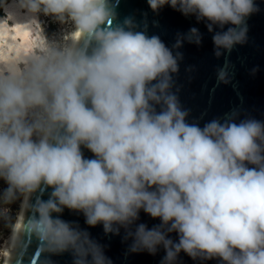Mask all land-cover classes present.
I'll list each match as a JSON object with an SVG mask.
<instances>
[{
    "label": "clouds",
    "instance_id": "obj_1",
    "mask_svg": "<svg viewBox=\"0 0 264 264\" xmlns=\"http://www.w3.org/2000/svg\"><path fill=\"white\" fill-rule=\"evenodd\" d=\"M127 2L0 0V264H12L25 237L38 264L65 254L114 264L97 227L120 237L125 257L264 264V113L240 96L221 116L192 117L177 83L182 49L203 45L197 25L213 56L226 57L249 44L264 0H143L147 10L122 13ZM165 8L195 20L170 45L150 31ZM41 16L58 32L49 37ZM6 23L42 28V39L26 50L14 33L5 38ZM234 78L229 60L217 69L218 85L235 87Z\"/></svg>",
    "mask_w": 264,
    "mask_h": 264
},
{
    "label": "water",
    "instance_id": "obj_2",
    "mask_svg": "<svg viewBox=\"0 0 264 264\" xmlns=\"http://www.w3.org/2000/svg\"><path fill=\"white\" fill-rule=\"evenodd\" d=\"M261 13L254 15L248 21L250 25V42L245 46H238L232 53L216 59L212 54L211 36L206 32L203 24L197 25L204 32L203 45L197 48L192 45H185L182 49L185 59L180 65V73L177 83L182 86L180 98L185 107L192 110V117H199L201 113L206 112L205 119H211L214 116H221L228 111L230 107L240 102V96L243 97L244 107L253 112L258 118L264 113V4H261ZM133 10H147V5L143 0H128L121 5V12L127 13ZM149 19L152 14L149 13ZM161 27L159 29H150L151 32H158L162 39L169 45L171 44L176 31H186L191 25L195 24L193 19H185L179 13L165 8L158 17ZM229 62L235 66V78L231 85H218L216 82L217 69L224 63ZM188 65H194L196 71L188 74L185 68ZM258 65L260 71L255 78L248 75V69ZM189 75L192 79L189 80ZM239 94V95H238ZM86 155H90L86 153ZM67 220H79L83 226V218L67 211L64 214ZM142 220L151 226L155 221H151L142 214ZM93 237L100 240L101 243L109 245L107 255L110 256L114 264H158L163 256L161 251L153 257L146 253L130 254L125 257L126 245L121 243L120 237H113L111 240L103 236L102 229L97 227L90 229ZM23 251L14 253L12 264H38L41 259L40 252L29 237L24 238ZM31 259H25V255ZM183 264H194V262L181 254ZM58 264H71V257L67 254L60 257H53ZM207 264H216V261L207 262Z\"/></svg>",
    "mask_w": 264,
    "mask_h": 264
},
{
    "label": "bare ground",
    "instance_id": "obj_3",
    "mask_svg": "<svg viewBox=\"0 0 264 264\" xmlns=\"http://www.w3.org/2000/svg\"><path fill=\"white\" fill-rule=\"evenodd\" d=\"M3 34L5 38L9 33H14L16 39L19 41L20 46L26 50H30L34 48L35 40H38L36 36H39V32L34 34L32 31H29L25 28V26L17 24L14 26H9L7 23L3 26ZM6 255V253H3Z\"/></svg>",
    "mask_w": 264,
    "mask_h": 264
},
{
    "label": "rangeland",
    "instance_id": "obj_4",
    "mask_svg": "<svg viewBox=\"0 0 264 264\" xmlns=\"http://www.w3.org/2000/svg\"><path fill=\"white\" fill-rule=\"evenodd\" d=\"M41 21L43 22L42 26L49 37H51L54 33L58 32L60 26L53 23L50 18L41 16ZM38 32H39V36H36L38 40H35V42L33 43L34 47L37 46L38 43L41 41L42 39L41 33L43 32V29L42 28L39 29ZM0 187H4L2 182H0ZM15 208H16V204L11 205L13 215H15L16 212ZM0 232H2L3 236L5 237L8 235V229L4 228L2 225H0Z\"/></svg>",
    "mask_w": 264,
    "mask_h": 264
},
{
    "label": "trees",
    "instance_id": "obj_5",
    "mask_svg": "<svg viewBox=\"0 0 264 264\" xmlns=\"http://www.w3.org/2000/svg\"><path fill=\"white\" fill-rule=\"evenodd\" d=\"M4 15V12H3V9H0V16H3ZM17 205H16V208H15V210H17Z\"/></svg>",
    "mask_w": 264,
    "mask_h": 264
}]
</instances>
